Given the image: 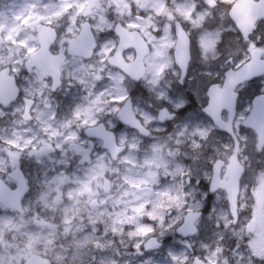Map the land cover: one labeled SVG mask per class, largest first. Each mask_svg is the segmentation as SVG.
<instances>
[{
	"label": "rangeland",
	"instance_id": "1",
	"mask_svg": "<svg viewBox=\"0 0 264 264\" xmlns=\"http://www.w3.org/2000/svg\"><path fill=\"white\" fill-rule=\"evenodd\" d=\"M141 5L142 0H0V71L10 66L22 96L36 100L31 122L22 118L23 99L9 107L0 104V180L17 186L9 176V155L15 153L32 183L22 213L0 203V235L8 245H15L5 251V244L0 243V264H16L13 257L17 255L20 264H25L33 254L46 256L54 264H193L196 256L208 264H224L225 256L236 255L232 249L242 251L237 241L250 242L255 253L264 254V194L257 196V232L251 235L245 229L237 236L227 231L225 192L210 195L208 189L195 184L191 189L185 187L186 177L193 172L208 182L210 165L224 158L218 146L226 141L213 133L209 122L193 126L188 116L174 125V134L144 143L139 135L121 130L119 139L129 149L117 161L101 141L84 135L87 126L101 121L118 127L117 111L133 90L132 81L107 62L119 41L113 32L117 22L139 30L152 45L144 81L152 93L173 65L170 49L175 43V20L186 22L192 32L200 31L198 53L207 50L208 40L220 37L215 29H198L204 28L196 24L205 11L201 0H147L144 11ZM128 11L132 13L129 17ZM139 15L144 19L139 20ZM86 21L99 40L91 60L67 54L70 40ZM40 23L59 32L52 52L67 55L62 65L63 86L56 92L50 77L37 69L25 70L26 60L40 47L36 31ZM134 57V49L124 52L126 61ZM258 82L251 85V91L259 93L264 88V81ZM152 97L149 103L138 97L134 107L147 123L154 119L152 104L166 96ZM241 121H237V132L248 142L249 152L256 154L257 137L253 135L249 142ZM201 131L209 140L203 148ZM50 146L56 152L48 153ZM251 157L253 169L264 165L256 162L257 154ZM64 176L68 181L62 185ZM104 176L111 181L109 193L104 191ZM94 201L98 202L95 208ZM191 210H204L205 216L198 236L184 239L176 229ZM35 219L54 225L39 227ZM11 224L17 228L9 231L5 226ZM151 236L164 244L158 251L145 252L143 245ZM257 257H253L255 264H260Z\"/></svg>",
	"mask_w": 264,
	"mask_h": 264
},
{
	"label": "water",
	"instance_id": "2",
	"mask_svg": "<svg viewBox=\"0 0 264 264\" xmlns=\"http://www.w3.org/2000/svg\"><path fill=\"white\" fill-rule=\"evenodd\" d=\"M99 1V0H96ZM145 1L143 0V8L145 7ZM231 16L238 25L239 29L244 33L247 32L248 28L252 27L254 23L261 17H264V0L260 2H254V0H238L231 10ZM39 40L41 43V48L33 54V56L26 62V68L31 71L34 67H37L45 75H49L53 78V90H57L62 85V73L61 64L65 61L66 56L63 54L54 55L51 52V46L55 43L57 39V31L46 25L38 26ZM116 33L120 36V43L117 47L115 55L109 58L111 65L121 68L134 80L138 81L142 79L146 74V67L144 60L150 52V47L146 40L141 36L138 31H128L125 29L121 23L116 26ZM177 34L178 43L176 48V58L177 63L181 68L187 69L188 58L190 55V40L181 27L180 23H177ZM97 47V41L92 32L91 24L89 22L85 23L81 33L74 39L71 40L69 44V53L72 55L82 56L89 59L93 56L94 51ZM134 47L137 51V57L135 61L127 63L123 58V51L126 49ZM256 60L259 61L260 57L257 56ZM251 64V60L248 62ZM258 64H252V69L254 70ZM236 70H231L232 72ZM11 69L9 67L3 69L0 72V103L3 105H10L14 102L20 94V89L17 82L13 76L10 75ZM184 76V74H183ZM257 78V77H256ZM26 109L24 118L31 120V109L35 104L33 99L26 98ZM163 110L161 113H163ZM119 118L124 122L130 124L133 127L140 128L144 132V127L141 123L131 114L129 102L125 104L119 111ZM161 118V115H160ZM168 119L166 116L161 120ZM215 124L220 128L224 129L230 133L234 138H238L233 129V121L230 119L229 122L224 121L221 117V122L227 124V128L221 127L215 119H213ZM257 131L259 136L258 148L261 149L264 144V130L260 128L249 127ZM86 133L91 137H100L105 139V147L108 148L114 159L118 158V155L123 151V147L117 144V139L112 131H108L103 124L95 127L88 128ZM148 134V132H147ZM53 149H48L52 151ZM11 163L13 166H17L20 163L19 157L15 154L11 155ZM215 166V167H214ZM213 166V176L210 183V192L214 193L219 189L227 191L228 200L231 194L232 182L238 178V170L235 166L227 168L224 176H222L223 167L225 166L224 160H217ZM11 176L18 180L19 186L17 189L12 190L3 181V190L7 193L8 199L0 200L5 207H10L18 211H23L22 199L25 196L28 188V183L26 181L24 172L21 168L15 169L11 173ZM67 177L65 178V180ZM105 190L109 192L110 182L106 180ZM215 184L216 187L213 189L212 185ZM60 198V197H59ZM93 206H97V202L93 203ZM202 216V212L190 211L187 213L183 224L177 229V233L184 237L195 236L199 232L198 220ZM35 223L39 226H52L48 221L37 219ZM256 230V229H255ZM254 232V231H253ZM161 246L157 237L150 238L146 244L145 249L147 251L157 250ZM26 264H53L52 261L45 256L40 254L31 255ZM194 264H206L204 260L197 257L195 258Z\"/></svg>",
	"mask_w": 264,
	"mask_h": 264
},
{
	"label": "flooded vegetation",
	"instance_id": "3",
	"mask_svg": "<svg viewBox=\"0 0 264 264\" xmlns=\"http://www.w3.org/2000/svg\"><path fill=\"white\" fill-rule=\"evenodd\" d=\"M202 4H204V0H201ZM237 0H230L228 3L229 5L233 6V4ZM232 8V7H231ZM139 18V17H138ZM181 21V20H178ZM182 26L184 30L187 32L190 40V55L188 58V64L190 59L192 58H198L199 54L197 50V37L199 36L200 31L197 32H192L189 28V25L183 21H181ZM209 27V28H208ZM204 25V28H198L199 30H208V29H215L217 32H219V39L215 41V44H217L221 37L223 36L225 41L228 44L229 49L235 50L236 52H240L243 50L244 55L242 58V62H240L241 65H243L244 62L249 60L251 58V52L249 49V44L246 42L247 37H249V32L247 35L243 34L233 21L231 17H225L224 15L218 16L215 21L211 25ZM197 28V27H196ZM254 32L250 35V41L255 40L257 44L261 42L262 39H264V18H261L259 21H257L255 27H253ZM174 35H175V43L170 49L171 52V58L173 60V65H177L175 62L174 58V46L176 44L177 40V33L175 29V24L172 28ZM226 34V35H225ZM257 37H259V40H257ZM174 47V48H173ZM215 47V46H214ZM223 45H221V48L223 49ZM213 48V47H212ZM211 49V48H209ZM247 51L248 54H247ZM247 55V56H245ZM237 59H240L237 57ZM150 64H148L147 68L149 67ZM223 70L222 71H217L214 72L213 75L211 76H205L199 73L200 65L193 63L192 69L188 71V76L189 77H194V80H189L187 83H184L183 86H181L180 82L184 81V78L182 77V73L179 75V77L176 76L175 73H169L167 71L164 72L163 79L157 83L155 86V92L152 93L147 86H145L144 81L145 79L135 82L132 81L134 88L133 92H129L128 97L125 99V101L121 104V106L127 101H131V107L132 111L135 114V116L145 124V126L149 130V134L143 135L139 129H133L130 126L126 125L122 121H119L117 129V133H120L121 130H124V132H129V133H134L142 137L144 140H142L141 143L144 142H150L152 141L155 137H161V136H168L169 134H174V125L179 123L181 119H184L188 117L190 121L193 122V126L199 125L198 122V117L202 114V117H205L206 119L210 120L209 117H207L204 112L203 108L205 107V93H204V85L210 83L213 80H216L218 76H220L221 73L228 72L230 70L236 69V66L234 65L233 61L229 58V62L227 65L222 66ZM188 68V66H187ZM223 79V77H220ZM264 79V77H263ZM140 87L144 88V92H141ZM139 88L138 92L137 89ZM152 94H159V95H165V98H161V101L159 104H152L154 107L153 109V115L154 119L151 123H147L143 120V117H141L139 114H137L134 110L136 101L139 98H142L146 100V102H153V97ZM251 88H245L243 85L241 86L240 89V99H239V107L238 110L240 111L243 109L244 106H247L249 104L250 99H253ZM167 99V100H166ZM177 99H183L185 107L183 111H178L175 108V102ZM162 109L168 110L167 117H171L170 119L166 121H161L159 119V114ZM201 112V113H200ZM155 127L161 128V130H157ZM245 131H248L245 129ZM119 137V135H118ZM91 141H99L95 139H90ZM119 142L121 145L125 147V150L123 154H126L129 147L127 144H124L121 142V140L118 138ZM173 140V138H172ZM103 147V145H102ZM185 150V148H183ZM188 151V149H187ZM122 154V155H123ZM200 154V153H198ZM186 184L188 185H193L195 184L197 187H206V182L202 179H197V178H192L187 176L186 177ZM258 211L256 210V215L257 217ZM258 262V260H257Z\"/></svg>",
	"mask_w": 264,
	"mask_h": 264
},
{
	"label": "clouds",
	"instance_id": "4",
	"mask_svg": "<svg viewBox=\"0 0 264 264\" xmlns=\"http://www.w3.org/2000/svg\"><path fill=\"white\" fill-rule=\"evenodd\" d=\"M202 7H204L205 11L204 14L196 20L197 25H211L218 16L224 15L226 18L231 16L232 6L229 5L227 0H212V2H210V0H204ZM248 32L249 37L245 39L246 42L250 43V35L254 32V29L249 28ZM257 40H259V37H257ZM221 45L224 46L223 49ZM243 55V50L236 52L235 50L229 49L227 42L222 36L215 47L201 52L198 58L190 59L187 69L181 68L179 65H174L167 71L175 73L177 77L183 73L184 81H178L181 83V86H183V84L187 83L189 80H194V77L188 76V71L192 69L193 63L200 65V74L211 76L214 72L222 71V66L228 64L229 58L233 61L235 66H238L240 62H242ZM237 57L240 59H237ZM53 87H55V85ZM208 136L211 137L212 133H208ZM201 139L203 143L200 144V147L203 148L205 144L209 143V140L203 136ZM218 147L219 150L225 154L226 170L232 166H235L238 170V178L232 182L231 194L228 200V216L224 217L227 224V231H234L237 236L245 229H247L248 233H252L258 226V222L255 218L257 196L264 194V167L259 169L252 168V157L249 152V144L243 135L234 138L230 143H221ZM257 152L259 153V149H257ZM256 162L264 163V153H260ZM192 178H196L195 172L192 173ZM185 187L191 189L195 186L186 184ZM5 227L9 231L13 228H17L14 224L6 225ZM0 243L5 244V251H7L8 247L15 246L8 245L2 235H0ZM237 248L242 249V251H237L236 248L232 249L236 255L231 257L225 256L224 264H255L253 257H256V253L250 247V242L248 245H245L241 243V241H237ZM13 259H15L16 264H20L19 255L13 257Z\"/></svg>",
	"mask_w": 264,
	"mask_h": 264
},
{
	"label": "snow or ice",
	"instance_id": "5",
	"mask_svg": "<svg viewBox=\"0 0 264 264\" xmlns=\"http://www.w3.org/2000/svg\"><path fill=\"white\" fill-rule=\"evenodd\" d=\"M214 46L216 44L213 40H208L204 45L205 49ZM249 49L251 64L247 62H244L243 65L239 64L236 66V71L221 73L216 80L204 85L206 99L203 112L209 118L215 119L221 127L227 128V124L221 122V117H223L224 120L231 118L233 122L239 119L249 127L264 130V88H260L259 94L253 92L254 99H250L249 104L244 106L242 111L237 112L241 86L249 88L254 78L264 76V39L259 44L252 40ZM257 56L260 57L259 61L256 60ZM252 64H258V66L253 70ZM220 77H223V79ZM174 106L178 111H183L185 107L183 99H177ZM165 116H167L166 110L161 113V118L163 119ZM199 135L204 136L206 133L201 131ZM212 187L215 189L216 185L213 184ZM6 199H8V195L3 190L2 182H0V200ZM253 248H255V242H253ZM256 255L259 257L260 264H264V254L256 252Z\"/></svg>",
	"mask_w": 264,
	"mask_h": 264
},
{
	"label": "trees",
	"instance_id": "6",
	"mask_svg": "<svg viewBox=\"0 0 264 264\" xmlns=\"http://www.w3.org/2000/svg\"><path fill=\"white\" fill-rule=\"evenodd\" d=\"M259 155H260V154H258V156H259ZM260 167H264V165H261V164H260V165H259V168H260Z\"/></svg>",
	"mask_w": 264,
	"mask_h": 264
}]
</instances>
